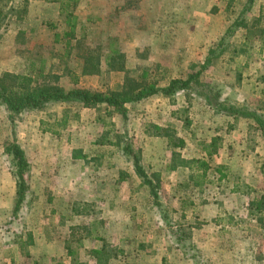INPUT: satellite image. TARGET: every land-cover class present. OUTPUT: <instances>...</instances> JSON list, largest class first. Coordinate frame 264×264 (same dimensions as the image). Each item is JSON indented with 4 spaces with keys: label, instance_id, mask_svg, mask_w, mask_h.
Listing matches in <instances>:
<instances>
[{
    "label": "rangeland",
    "instance_id": "1",
    "mask_svg": "<svg viewBox=\"0 0 264 264\" xmlns=\"http://www.w3.org/2000/svg\"><path fill=\"white\" fill-rule=\"evenodd\" d=\"M200 71L125 117L0 103V264H264V0H0L8 88L106 94ZM14 143L30 164L17 213Z\"/></svg>",
    "mask_w": 264,
    "mask_h": 264
},
{
    "label": "trees",
    "instance_id": "2",
    "mask_svg": "<svg viewBox=\"0 0 264 264\" xmlns=\"http://www.w3.org/2000/svg\"><path fill=\"white\" fill-rule=\"evenodd\" d=\"M48 2H60L62 11H67L70 6L74 7L79 0H46ZM255 0H249V4H253ZM72 4V5H70ZM73 28V26H72ZM216 51H212L210 56L216 55ZM209 57L203 66V69L208 67L212 61ZM201 71L192 75L186 80H174L169 86L165 88L144 87L139 88L136 85L122 87L120 91L101 93L90 92L82 89H73L70 91H63L59 88H34L32 87L33 79L29 77H20L23 80L25 88L11 89L5 85L4 81L0 79V103L7 107L12 114H22L27 111H41L50 105L56 103H79L85 108H98L106 105L118 110L124 117L126 116L125 106L140 102L150 96L156 94H163L164 96H175L181 91H185L191 87L192 82L197 80ZM219 138L212 140L211 144L207 147V155L213 156L218 152ZM211 148V149H210ZM130 157L133 159L134 169L136 173L144 179V183L153 186L152 181L146 175L144 168L141 164V159L129 148L126 149ZM5 154L11 158L13 165V174L16 178L17 186V203L15 212L19 210L25 201L28 192V174L30 172V164L25 156L22 148L14 143L5 147ZM195 162V161H194ZM154 194L155 191L153 190Z\"/></svg>",
    "mask_w": 264,
    "mask_h": 264
}]
</instances>
